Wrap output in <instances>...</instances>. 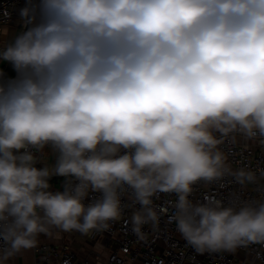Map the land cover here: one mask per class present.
<instances>
[{"label":"clouds","instance_id":"clouds-1","mask_svg":"<svg viewBox=\"0 0 264 264\" xmlns=\"http://www.w3.org/2000/svg\"><path fill=\"white\" fill-rule=\"evenodd\" d=\"M18 16L0 40V264L126 209L138 241L166 217L198 254L264 246L261 187L192 198L264 182L223 148L264 145V0H25Z\"/></svg>","mask_w":264,"mask_h":264},{"label":"built area","instance_id":"built-area-1","mask_svg":"<svg viewBox=\"0 0 264 264\" xmlns=\"http://www.w3.org/2000/svg\"><path fill=\"white\" fill-rule=\"evenodd\" d=\"M25 0H1L0 1V28L14 24L18 16L19 8L24 6ZM7 12L9 15H5ZM0 40H4L0 37ZM230 153L229 161L234 168L241 166L252 169L264 168V155L254 148L242 144L223 146ZM261 187L264 190V182L261 186H250L241 190L238 185H231L220 190L216 185L205 187L197 186L194 192V201H201L204 195L211 192H220L227 197L229 192L237 191L242 199L259 198ZM165 201L175 202L173 194H162L155 203L164 204ZM133 209H126L120 222L113 225L111 231L96 234L107 240L110 250L106 264H264V246L253 245L249 248H240L235 253H205L198 254L186 245V242L175 231V225H167L166 217L162 219L160 231L153 233L146 228L144 241H138L131 231L125 229L124 220L128 219ZM34 254L40 264H92L88 259H80L68 245L40 244L34 249Z\"/></svg>","mask_w":264,"mask_h":264},{"label":"crops","instance_id":"crops-1","mask_svg":"<svg viewBox=\"0 0 264 264\" xmlns=\"http://www.w3.org/2000/svg\"><path fill=\"white\" fill-rule=\"evenodd\" d=\"M19 18L17 21L10 25L2 27L0 30V37L7 40L11 35H14L20 30ZM9 34V37H8ZM238 144H242L248 147L254 148L258 153L264 155V145L258 142L245 141L238 137ZM54 162V157L50 150H47L42 157V163L52 164ZM53 185V190H61L64 183L63 178H54L51 181ZM40 244H53V245H68L80 259H88L92 264H106L110 250L107 247V240L104 237L94 236H83L78 232L72 233H61L58 238H48L46 236H41ZM9 264H40L34 254V249L31 251H26L21 255H18ZM53 264H58L54 262Z\"/></svg>","mask_w":264,"mask_h":264},{"label":"water","instance_id":"water-1","mask_svg":"<svg viewBox=\"0 0 264 264\" xmlns=\"http://www.w3.org/2000/svg\"><path fill=\"white\" fill-rule=\"evenodd\" d=\"M7 71H9L10 70V68H8V66H6V68H5Z\"/></svg>","mask_w":264,"mask_h":264},{"label":"trees","instance_id":"trees-1","mask_svg":"<svg viewBox=\"0 0 264 264\" xmlns=\"http://www.w3.org/2000/svg\"><path fill=\"white\" fill-rule=\"evenodd\" d=\"M0 1H1V0H0ZM6 66H7V65H3L4 68H6ZM10 71H11V70H9V72H10Z\"/></svg>","mask_w":264,"mask_h":264},{"label":"rangeland","instance_id":"rangeland-1","mask_svg":"<svg viewBox=\"0 0 264 264\" xmlns=\"http://www.w3.org/2000/svg\"><path fill=\"white\" fill-rule=\"evenodd\" d=\"M21 28V27H20ZM97 236V235H96ZM97 237H99V236H97Z\"/></svg>","mask_w":264,"mask_h":264}]
</instances>
